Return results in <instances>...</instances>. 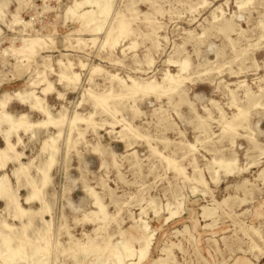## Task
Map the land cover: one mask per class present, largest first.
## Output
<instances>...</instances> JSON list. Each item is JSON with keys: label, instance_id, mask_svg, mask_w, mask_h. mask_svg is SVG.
<instances>
[{"label": "rangeland", "instance_id": "obj_1", "mask_svg": "<svg viewBox=\"0 0 264 264\" xmlns=\"http://www.w3.org/2000/svg\"><path fill=\"white\" fill-rule=\"evenodd\" d=\"M84 1L0 0V264H264V0Z\"/></svg>", "mask_w": 264, "mask_h": 264}, {"label": "bare ground", "instance_id": "obj_2", "mask_svg": "<svg viewBox=\"0 0 264 264\" xmlns=\"http://www.w3.org/2000/svg\"><path fill=\"white\" fill-rule=\"evenodd\" d=\"M109 1V0H108ZM92 3H94V4H96V2H89L88 0H85L83 3H80L79 5L80 6H82V5H90V4H92ZM22 7V6H21ZM110 9V8H109ZM20 12V11H19ZM92 12V11H91ZM86 13H90V11H88V12H86ZM5 14H3V12H2V10L0 9V21H1V23H4V25L5 26H7V28L8 29H10V30H13V31H15V28H16V26L18 25V21L15 19V16L13 17V19H12V22H9V23H5L4 22V20H3V18L5 17L4 16ZM101 15H103V13H101ZM12 16V15H11ZM93 20V19H92ZM84 21V20H83ZM87 21V20H86ZM102 21V20H101ZM95 23V22H94ZM97 23H99V22H97ZM83 24V23H82ZM90 24H92V23H90ZM93 25V24H92ZM95 25H97V24H95ZM95 25H93V26H95ZM100 25V24H99ZM95 29V28H94ZM102 29V28H101ZM96 30H97V28H96ZM99 31V30H98ZM96 32V31H95ZM108 35V34H107ZM38 38V37H37ZM203 57V56H202ZM64 67H66V66H64ZM82 67V66H81ZM76 76V75H75ZM65 77V76H64ZM63 77V78H64ZM62 78V79H63ZM66 78V77H65ZM74 79H76L75 77H74ZM175 83V82H174ZM31 84V83H30ZM34 85V84H33ZM176 85V84H175ZM29 92V91H28ZM13 96L15 97V98H17V99H22V95H21V93H18V92H16V93H14L13 94ZM34 96V95H33ZM135 96V95H134ZM36 97V96H35ZM37 98V97H36ZM35 99V98H34ZM99 101V100H98ZM37 102V101H36ZM28 103V102H27ZM101 105V104H100ZM101 107V106H100ZM1 109H0V115H2L3 117L4 116H6L4 113H3V110H4V108H5V104L3 103V102H1V107H0ZM9 118H11V117H9ZM20 122V121H19ZM57 122V121H56ZM11 123V122H10ZM18 125H19V123H17ZM59 126V125H58ZM130 132V131H129ZM8 145V144H7ZM9 147H10V145H9ZM46 147V146H45ZM55 151V150H54ZM23 167V166H22ZM49 171H50V167H49ZM46 175V174H45ZM2 186V185H1ZM36 192V191H35ZM94 197H95V195H94ZM36 199H37V197H36ZM29 201V200H28ZM96 205H98V203H96ZM100 209H101V207H100ZM101 211V210H100ZM23 216V215H22ZM254 242H256V244H259L260 242H259V240H254ZM260 246V245H259ZM46 248V247H45ZM45 248H43V249H45ZM9 250V249H8ZM36 250H37V248H36ZM47 249H45V251H46ZM28 251V250H27ZM143 251H145V250H141V253L143 252ZM130 252V251H129ZM47 253V252H46ZM21 254V253H20ZM41 254H43L42 252H41ZM13 255V254H12ZM49 255V254H48ZM4 256V255H3ZM43 256H44V254H43ZM47 256V255H46ZM103 257V256H102ZM119 257V256H118ZM46 258V257H45ZM101 258V257H100ZM117 258V257H116ZM36 259V258H35ZM36 261V260H35ZM11 262H13V261H11ZM11 262L9 263V264H11ZM40 262V261H39ZM30 263V262H29ZM98 263V262H97ZM101 264V263H100Z\"/></svg>", "mask_w": 264, "mask_h": 264}]
</instances>
